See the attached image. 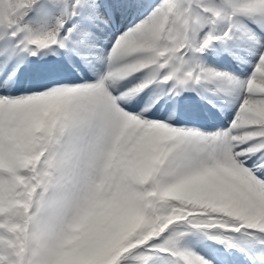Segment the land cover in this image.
<instances>
[{"label":"bare ground","instance_id":"6f19581e","mask_svg":"<svg viewBox=\"0 0 264 264\" xmlns=\"http://www.w3.org/2000/svg\"><path fill=\"white\" fill-rule=\"evenodd\" d=\"M202 1L205 9L197 8L207 25L201 33L210 39L200 47L183 24L184 14L176 22L167 7L146 11L143 0H68L65 17L54 24L48 0H0V225L19 230L25 221L27 264H169L135 255L154 233L162 234L151 228V214L172 205L246 223L237 202L207 207L188 196L205 182L201 167L209 158L198 164L192 151L183 154L172 145L169 133L176 130L187 146L195 135L213 141L216 132L207 131L216 130L218 148L210 162L264 199L251 169L234 170L222 159V151L238 141L236 126L223 130L237 105L257 124L245 134L257 146L251 161L264 155V0ZM57 27L56 40L47 43ZM180 38L185 46L175 51ZM102 93L109 104L114 94L122 103L131 97L128 111L138 116L143 104L139 118L126 117L128 125L136 130L142 118L152 119L145 120L143 135L159 143L146 138L142 148L120 146L115 155L103 156L92 121ZM102 163L109 165L101 183L107 200L95 212L81 205V186L90 174L103 176ZM255 232L246 245L251 252L264 248V229ZM64 233L69 239L63 240ZM137 236L140 242L128 247ZM177 245L180 256L172 264H202V255L216 256L213 245L194 234ZM219 255L216 264H234L231 254Z\"/></svg>","mask_w":264,"mask_h":264},{"label":"rangeland","instance_id":"374dc122","mask_svg":"<svg viewBox=\"0 0 264 264\" xmlns=\"http://www.w3.org/2000/svg\"><path fill=\"white\" fill-rule=\"evenodd\" d=\"M48 1L51 8L48 17L51 23L54 24L57 21H62L65 17L66 10L64 9L69 6L68 0ZM144 4V9L147 8L146 11L167 7L172 12L176 22H178L177 18H181L184 14L183 24L187 25L186 30H188V33L191 35V39L196 41L200 47L205 46L210 39L208 34L201 33L204 26L207 25L205 15H203L197 8V6H200L205 9L202 0H151L150 2H144L143 0L141 7H143ZM115 6L119 8L118 5L115 4ZM138 17L139 15L135 17V21L138 20ZM25 21L26 19L24 22ZM59 31L60 27L51 37H49L47 43L56 40L54 39V36L59 34ZM61 35H65V33H62ZM61 38L62 36L60 39ZM18 42L19 41L16 40L14 44H17ZM185 43V38L178 39L174 46L175 51H181L184 48ZM178 83H184V77L182 75L179 76ZM116 98L117 96L114 94V98L111 97L112 102L109 104L103 93L98 95V111L94 112L92 115V121L96 125L95 128L99 133L101 140L103 139L101 141L103 143L102 155L111 157V154L115 155L118 152L120 146H124L122 150L126 149L127 146L130 147L134 144L142 148V143H144L146 138H148L147 141L151 140L153 143H159L157 138L143 135L145 120L147 119L151 122L152 119L142 118L140 123L142 126L136 128V130L131 129L128 125L129 121H127L126 117L130 115L138 116L137 112H133L132 110L128 111V104H132V98H129L128 103H122ZM238 102L244 103L242 99H238ZM237 107L238 108L235 110V113H233L234 115L232 118L229 117L223 120L226 123L224 126L225 129L223 130L224 132H228L229 127L236 126L237 131L233 136L236 141H238L235 144L230 143L229 149L227 150L226 148L222 151V159L234 170L245 169L246 171L251 172V169L255 177L264 186V174L262 171V167L264 168V155L259 154L257 157L259 163L254 164V161H251V159L257 152V146L252 145V142L247 141V137H245L246 131L251 129L252 126L249 124H253V122L247 119L241 106L239 107L237 105ZM138 108L140 109V116V112L144 110L143 104L138 106ZM3 114L4 113L0 112V130L2 128V120L4 119ZM139 116L137 118H139ZM237 118L242 120L239 121ZM236 119L239 122H236ZM210 122H212V120H210ZM242 123H246L249 126L244 127ZM253 126L257 127V124H253ZM199 129L200 128L197 130ZM207 132H216L214 135L215 137L213 136V141L195 135L197 137L195 139L196 142L193 144L191 143L189 146L183 145V140L185 138L181 137L182 135L180 134L182 133L179 130L169 133V142L174 146H181L183 154L188 150L192 151L196 156V158H194L196 163L200 164V161L209 158L208 162L202 161L203 166L201 169L205 176V182L202 184L199 192L188 196L207 207L223 206L232 208L231 202L234 204L237 202V204L241 205V209L245 211L248 221L246 223H239L235 220L216 217L209 215L208 210H204L203 214H198L191 209L182 206L179 207L172 205L168 210H158L156 213L157 216L151 214L148 222L151 224L153 230L160 228L162 234L157 235L154 233L152 237L153 239L147 241L144 246L137 248L138 251L135 258L138 261L150 258L155 260H166L169 264H172L174 259L180 256V249L177 245V241L188 234L197 235L213 245L215 250H218L217 253H215L216 251L214 252L216 256H218V254H220L219 256L231 254L232 257H230V259L234 264H257L255 263V260L264 261L263 247H259L252 252L250 249L246 248V245L250 244L255 237V229H264V199L257 196L252 189L243 185V183L240 180H237L235 176L229 174L217 161L210 162L213 160V153L218 148L217 143L214 142L218 140L217 137L219 136V133L213 129H210ZM259 136H264V132ZM3 141L4 137L0 135V144L3 143L0 145L1 149L4 146ZM160 147H162L161 143ZM119 161H121V159ZM101 168V173L104 171L103 176L101 175L99 178L98 175L94 179H91L92 174H90L89 176H86L85 181L81 186V205L88 210H95V212L98 210V205L107 200L106 189L103 188L101 183L106 181L105 175H108L109 165L102 163ZM116 175L118 174H113V176ZM30 184L31 189H29L30 191L28 190L29 192L27 193L29 199L31 197L30 195L34 182L31 181ZM31 200L33 203L35 202L32 198ZM31 213L32 212L29 214L31 215ZM80 213L81 215H87L88 211L82 210ZM23 219H25V217H23ZM23 224L24 227L19 230L14 229L10 224L0 225V264H27L29 259L30 236L26 233L30 231L25 227V221ZM70 235V233H64L63 240L69 239ZM259 241H264V238L259 239ZM135 242H140V236L132 239L130 243H128V247H133ZM239 244H242L246 251H249L250 253L244 252ZM234 246L237 249H235ZM239 248L241 250H239ZM229 250L232 252L228 253ZM243 254L249 256L250 259H246ZM212 256L214 255H202V264H216L219 260H217L218 258L216 256H214L215 258H212ZM55 260H57V258H55ZM116 264L120 263L116 262Z\"/></svg>","mask_w":264,"mask_h":264}]
</instances>
